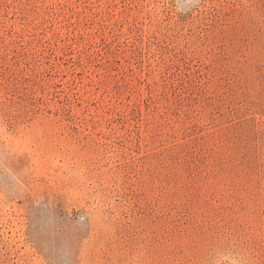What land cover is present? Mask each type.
<instances>
[{"label":"rangeland","instance_id":"rangeland-1","mask_svg":"<svg viewBox=\"0 0 264 264\" xmlns=\"http://www.w3.org/2000/svg\"><path fill=\"white\" fill-rule=\"evenodd\" d=\"M0 264H264V0H0Z\"/></svg>","mask_w":264,"mask_h":264}]
</instances>
